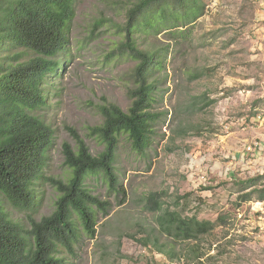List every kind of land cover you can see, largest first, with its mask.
Segmentation results:
<instances>
[{"label":"rangeland","instance_id":"374dc122","mask_svg":"<svg viewBox=\"0 0 264 264\" xmlns=\"http://www.w3.org/2000/svg\"><path fill=\"white\" fill-rule=\"evenodd\" d=\"M137 1L73 0L68 47L46 80L48 105L35 112L53 131L44 177H70L62 153L63 142L76 150L69 128L98 155L104 142L92 128L103 122L99 106L130 107L137 60L121 26ZM195 1L202 13L194 21H185L183 8L172 1L165 10L177 8L180 18L166 23L176 26L133 34L139 48H160L166 59L148 78L153 89L147 110L154 114L148 143L136 150L127 133L117 135L120 192L109 188L101 171L85 175L83 185L108 203L107 211L96 212L92 238L73 215L79 235L71 250L58 247L60 264H264V200L256 193L242 198L264 183V0ZM250 178L258 183H242ZM34 189L30 210L2 200L24 228L29 217L40 220L55 209L58 192L50 182L39 179ZM154 192L159 208L152 210L146 198ZM167 210L213 227L197 239L172 243L157 222ZM169 245L173 254L158 250Z\"/></svg>","mask_w":264,"mask_h":264},{"label":"trees","instance_id":"16d2710c","mask_svg":"<svg viewBox=\"0 0 264 264\" xmlns=\"http://www.w3.org/2000/svg\"><path fill=\"white\" fill-rule=\"evenodd\" d=\"M172 1L183 8L182 18L187 22L202 13V6L195 0H138L126 10L121 27L130 56L137 60L135 87L129 90L131 105L127 111L112 102L99 106L103 122L92 128L104 142L98 155H93L76 131L69 128L76 150L68 142L62 143L64 164L71 169L70 177L64 181L44 177L41 172L53 131L35 112L48 105L50 88L46 80L59 66L58 54L68 47L66 33L73 0H0V264H60L58 247L71 250L79 235L74 214L81 230L90 238L94 236L96 212L107 211L108 203L92 195L83 180L86 174L101 171L109 188L120 192L114 167L117 135L127 133L136 150L148 143L146 134L151 132L154 115L147 110L153 89L148 78L166 66V59L160 48H139L133 34L146 28L176 26V21L166 23L180 18L177 8L165 10ZM66 60L68 63L69 57ZM39 179H46L56 188L55 209L40 220L29 217V228H24L8 216L2 200L16 209H32L34 186ZM242 183L249 186L258 182L250 178ZM252 193H256L257 200H264V183L245 192L242 198L250 200ZM156 194L146 198L152 210L159 208ZM157 222L160 232L172 243L197 239L213 227L209 220L181 217L170 210L159 215ZM143 240L148 246L147 235ZM171 245L158 250L173 254Z\"/></svg>","mask_w":264,"mask_h":264},{"label":"built area","instance_id":"2783aa9c","mask_svg":"<svg viewBox=\"0 0 264 264\" xmlns=\"http://www.w3.org/2000/svg\"><path fill=\"white\" fill-rule=\"evenodd\" d=\"M254 2H261V0H253ZM258 142L254 143V146H257ZM247 150H251V147H248Z\"/></svg>","mask_w":264,"mask_h":264}]
</instances>
